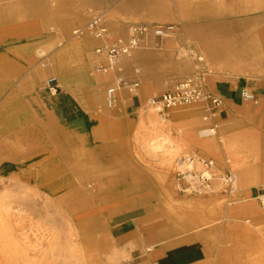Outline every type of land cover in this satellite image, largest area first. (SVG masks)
Listing matches in <instances>:
<instances>
[{"label":"crops","instance_id":"obj_1","mask_svg":"<svg viewBox=\"0 0 264 264\" xmlns=\"http://www.w3.org/2000/svg\"><path fill=\"white\" fill-rule=\"evenodd\" d=\"M186 5L174 0H0V178L14 175L12 167L3 169L4 163L72 159L78 164L72 172L91 175L98 193L158 192L160 182L149 185L148 179L162 175L149 169L156 160L137 137L142 124L149 123L147 98L165 84L160 75L163 59L178 54L179 40L155 37V50H142L135 59L120 58L114 67L105 47L126 37L133 24L178 21L180 32L195 31ZM246 5L235 0L229 8L228 0H207V66L215 69L209 74L215 92L235 100L225 86L231 75L238 80L240 95L246 87L257 94L258 104L264 98V10L256 0ZM95 17L101 18L105 36L87 29ZM96 44L101 45L94 48ZM100 47L102 52H97ZM52 77L62 87L56 95L45 87ZM120 79L128 85L110 108L107 91ZM208 87L207 92L223 100V113L225 99ZM213 126L218 128L217 123ZM25 132L28 144L19 142ZM211 153L218 161L226 158L223 150ZM227 184L216 191L209 185L202 201L207 212L194 221H163L156 208L161 214L140 216L139 227L130 224L128 229L131 202L118 201L114 214L123 216L115 221L123 222L129 237L119 264H264V209L255 199L260 189L234 193ZM224 197L237 199L228 204Z\"/></svg>","mask_w":264,"mask_h":264},{"label":"bare ground","instance_id":"obj_2","mask_svg":"<svg viewBox=\"0 0 264 264\" xmlns=\"http://www.w3.org/2000/svg\"><path fill=\"white\" fill-rule=\"evenodd\" d=\"M256 3L260 8L264 7V0H256ZM237 51L240 55L242 49ZM154 108L159 112L157 107ZM148 121L147 127L142 124L143 132L138 135V141L145 143L142 146L148 155L161 165L168 166L178 160L180 171L192 186L184 188L179 182L177 189L199 194L194 203L202 204L207 198L204 180L214 178V170L207 166V159L201 157L207 156V138L198 136L193 128L197 121L190 125H172L160 119L152 109ZM23 136L19 142L28 144V132ZM258 136L253 131V137L249 139L248 132H240L230 134L224 141L223 150L234 171V193L254 188L247 160H259L264 156V144L256 139ZM195 146L199 151L191 154ZM209 149L215 152L219 148L211 145ZM212 162L215 165V160ZM11 167L14 175L0 178V186L9 182L0 190V264H119L127 247L115 243L113 240L117 241V238L112 239L109 233L119 221L111 226L98 221V217L101 218V211L114 213L116 203L124 199L130 201L132 210L137 212L159 208L170 221H183L188 215L173 207L171 199L165 195L167 190L98 193L94 190L97 182L91 175L72 172L78 167L72 159L49 162L41 157L27 159L22 165L17 161L3 164V169ZM25 169L28 173H24ZM16 186H21L22 190L13 194ZM255 199L259 200V194ZM48 207H53V212L63 221H52ZM193 213L197 211L193 210Z\"/></svg>","mask_w":264,"mask_h":264},{"label":"rangeland","instance_id":"obj_3","mask_svg":"<svg viewBox=\"0 0 264 264\" xmlns=\"http://www.w3.org/2000/svg\"><path fill=\"white\" fill-rule=\"evenodd\" d=\"M175 3H184L187 1L186 10L190 15V21L195 25V31H185L180 32L179 26L180 23L178 21H174V23L178 26L176 33L164 37L165 39H178L179 40V49L178 54L174 55L170 59H163L164 62L160 66V75L165 80V84L163 88L153 94H151L147 100L146 104L149 109H152L160 119H162L166 123L170 124H192L193 122L197 121L193 128L196 130L198 136L201 138H207V156L205 157L207 161L215 160V165H213V174L214 178L210 179L207 182V190H209V185H213L211 191H216L223 186V183H226L225 178L229 175L234 176V171L232 169V164L227 162V156L222 161H218L211 153L209 146L215 145L220 150H223L224 141L228 139V136L233 133H240V132H248V138L251 139L253 137V131L259 136L256 138L261 143L264 144V98L258 103L255 104L254 102H246L243 101L239 89L237 88V78L228 75L227 80L225 82V86L227 90L232 93H235V100H231L229 97H225L220 93L215 92L212 88V84L209 80V74L214 72L215 69L213 66H207V31L204 30V26L207 25V0H174ZM250 0H244V8H247V3ZM235 6V0H228V7L231 8ZM264 10V7L262 8ZM184 10V9H183ZM262 11V10H261ZM185 18V17H183ZM184 20V19H183ZM134 25V24H133ZM89 34V33H87ZM92 38L96 39L94 35L89 34ZM128 34L126 35V37ZM101 44H96L94 48L98 47ZM157 47V42L155 41V36L153 34H149L147 38L144 40L142 45L134 50L130 55H124L121 57L122 60H129L135 59L136 54L142 50H155ZM264 70V66L260 67ZM118 71L121 69V66L118 65L116 68ZM208 73V76H207ZM199 75L205 86V90L207 91V85L209 86L208 89L223 97L226 101L227 108L226 110L221 113L219 112L216 119L212 122H206L204 120V116L207 114V108L205 103H193V104H185V105H178L175 108H170L169 110H164L163 112H158L154 107L151 106L150 100L155 97L163 94L165 91L171 90L174 85L181 79ZM229 108V109H228ZM221 113V114H220ZM183 122V123H182ZM218 125L216 128V134L213 135H203L201 130L212 126L213 124ZM191 154L194 152H198L199 149L192 147ZM224 152V150H223ZM150 157V156H149ZM151 158V157H150ZM154 159V158H153ZM156 160V159H154ZM247 163L250 167L249 175L254 181V188L261 189L264 185V156L261 159L255 160L253 158H249ZM150 165V161H149ZM157 169L160 171L162 175L160 178H152L155 181H158V185L160 184L161 187L159 189L167 190L165 195L167 194L168 197L171 199L173 203V207L180 210L181 212H187L188 215L183 217V221H194L196 215L201 212H207V203H194L195 198L200 196L199 194H189L188 192L183 190H178L176 187V183L181 182L184 188H188L192 186V183L188 181L185 177V174L180 171V167L178 166V160L174 161L173 164L164 166L159 164L157 161L149 166V169ZM151 180V179H148ZM9 183L6 181V184L0 186V190L2 191L5 185ZM155 185V183H149V185ZM157 184V183H156ZM209 184V185H208ZM229 185V183L227 184ZM29 188H35L33 185H28ZM102 189V188H100ZM22 190L21 186H16L13 188V194H16ZM94 190H98V186ZM230 191V187L228 189ZM209 192V191H208ZM260 194V191H258ZM104 194H101V196ZM151 195V194H150ZM154 195V194H153ZM226 199L225 203L234 202L237 198ZM193 201V202H192ZM260 203V201H258ZM260 205V204H259ZM53 207H48V211L51 214L52 221H63L53 212ZM197 211V213H193ZM140 212L142 215H139ZM132 210V217L131 221H128V229L130 224L132 228L139 227L138 219L140 216L153 218L156 216L157 213H160V210L156 208H152L149 210H142V211ZM123 213L115 215L113 212L109 213V211H101L100 217H98V221L104 224H114L115 219L119 218V216ZM190 214V216H189ZM163 221H170L167 217L164 216ZM245 221H251L250 217H246ZM74 222V221H73ZM118 222V221H117ZM126 226V225H125ZM115 227V228H114ZM114 230L110 231V235L112 239L117 238V241L113 240L115 243L122 245L126 242L128 236L124 235V224L114 225ZM121 233L120 236L117 234ZM129 233V231H128ZM135 234V232H134ZM133 234V235H134Z\"/></svg>","mask_w":264,"mask_h":264},{"label":"built area","instance_id":"obj_4","mask_svg":"<svg viewBox=\"0 0 264 264\" xmlns=\"http://www.w3.org/2000/svg\"><path fill=\"white\" fill-rule=\"evenodd\" d=\"M87 29L96 36H105L106 29L102 26L100 17H95L87 26ZM177 30V25L174 23L165 24H134L129 28L127 37L116 38L110 45L105 47L108 62L110 67H114L119 59L124 55H130L134 50L138 49L147 36L151 33L155 37L163 38L174 34ZM103 48L97 49V52H102ZM128 84L120 79L118 85L112 86L107 91V104L110 108L116 107L118 103L117 93ZM134 83L133 86H138ZM46 89L56 95L62 89L59 81L52 77L45 84ZM241 98L246 102H258L257 94L248 89L241 90ZM203 102L207 108V114L204 116L205 121H211L222 110L223 100L219 97L211 95L205 90L203 80L199 75L190 76L179 80L171 90L165 91L159 96H155L150 100V104L157 107L159 112L165 109H170L178 105L193 104ZM203 135L216 134V127L209 126L202 130ZM207 166H213L212 160L207 161ZM210 178L207 177L208 182ZM225 181L229 183L230 188L233 187V175L226 177ZM209 185V184H208ZM259 201L264 209V185L260 189Z\"/></svg>","mask_w":264,"mask_h":264}]
</instances>
